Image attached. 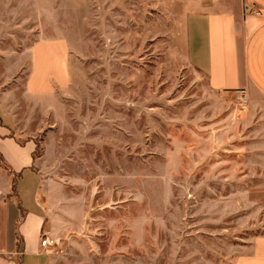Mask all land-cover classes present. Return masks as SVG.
<instances>
[{"label":"rangeland","instance_id":"obj_1","mask_svg":"<svg viewBox=\"0 0 264 264\" xmlns=\"http://www.w3.org/2000/svg\"><path fill=\"white\" fill-rule=\"evenodd\" d=\"M229 1L21 0L5 14V110L13 133L37 138L36 198L58 264H264V133L186 56L189 12ZM45 40L38 54L64 76L30 90L29 47ZM22 186L35 212L33 183Z\"/></svg>","mask_w":264,"mask_h":264},{"label":"crops","instance_id":"obj_2","mask_svg":"<svg viewBox=\"0 0 264 264\" xmlns=\"http://www.w3.org/2000/svg\"><path fill=\"white\" fill-rule=\"evenodd\" d=\"M19 7L21 0H0V42L4 34L2 23L5 14L16 15ZM184 27L188 63L203 72L209 86L215 90L233 94L244 90L248 97L247 117L259 124L255 132L264 133V0H231L220 4L218 10L212 6L191 11L185 18ZM37 43L29 47L34 63L30 67L27 84L30 90L48 91L52 88L50 80H61L64 72L60 64L54 69L52 59L46 53L38 54V48L44 46L48 49L52 40L41 41L39 46ZM38 61L45 64H37ZM2 86L0 80V159L11 173L0 165V264H15L13 257L17 254L21 255L19 264H26L24 256L34 255L45 256V264H58L55 254L44 253L39 248V235L43 231L53 235L43 226L45 216L36 198L40 183L43 185L33 156L37 138L29 136L22 139L13 133L16 121L5 110L6 91L3 92ZM261 137L264 141V134ZM14 174L18 176L15 188L11 190L10 181ZM24 176L33 183L29 194L37 207L35 212L24 207L21 197ZM15 232L21 236L19 244ZM256 248L258 254L255 258L264 261V237L256 242ZM234 264L259 263L248 259L236 260Z\"/></svg>","mask_w":264,"mask_h":264},{"label":"built area","instance_id":"obj_3","mask_svg":"<svg viewBox=\"0 0 264 264\" xmlns=\"http://www.w3.org/2000/svg\"><path fill=\"white\" fill-rule=\"evenodd\" d=\"M235 94V99L237 103L243 107L248 103V97L244 90H238ZM58 247L57 238L51 236L50 234L43 232L39 238V248L44 253H50Z\"/></svg>","mask_w":264,"mask_h":264},{"label":"trees","instance_id":"obj_4","mask_svg":"<svg viewBox=\"0 0 264 264\" xmlns=\"http://www.w3.org/2000/svg\"><path fill=\"white\" fill-rule=\"evenodd\" d=\"M37 148H38V144L36 143V149ZM35 155H38V153L36 151L34 152L33 156L35 157ZM0 160H1L0 165L3 166L9 173H11L10 168L7 166V164H5L3 162V159L1 158ZM17 176H18V174H14V176L11 178V181H10L11 182V184H10L11 190H13L15 188Z\"/></svg>","mask_w":264,"mask_h":264}]
</instances>
